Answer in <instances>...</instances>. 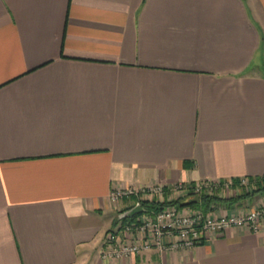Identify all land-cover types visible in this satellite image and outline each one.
Masks as SVG:
<instances>
[{
  "label": "crops",
  "instance_id": "obj_1",
  "mask_svg": "<svg viewBox=\"0 0 264 264\" xmlns=\"http://www.w3.org/2000/svg\"><path fill=\"white\" fill-rule=\"evenodd\" d=\"M261 176L264 0H0V264H264V223L99 255L112 187Z\"/></svg>",
  "mask_w": 264,
  "mask_h": 264
},
{
  "label": "built area",
  "instance_id": "obj_2",
  "mask_svg": "<svg viewBox=\"0 0 264 264\" xmlns=\"http://www.w3.org/2000/svg\"><path fill=\"white\" fill-rule=\"evenodd\" d=\"M254 179V178H253ZM252 179V180H253ZM250 177L226 181L199 180L191 184L176 183L172 187L161 184L149 187H112L109 192L111 203L134 199L136 203L148 201L155 207L144 210L130 218H118L108 230L99 255L107 260H123L143 255L149 250H175L189 248L201 242L206 235L217 234L228 227H240L257 232L264 223V195L256 198L248 208H238L228 212L219 203L210 205L209 210L169 203L186 195L222 196L224 190H250ZM170 194L168 201L164 193ZM183 191V194H182ZM147 264H153L148 262Z\"/></svg>",
  "mask_w": 264,
  "mask_h": 264
},
{
  "label": "trees",
  "instance_id": "obj_3",
  "mask_svg": "<svg viewBox=\"0 0 264 264\" xmlns=\"http://www.w3.org/2000/svg\"><path fill=\"white\" fill-rule=\"evenodd\" d=\"M252 187L250 190H243L240 194L228 198H224L219 195H208V194H201L199 196L196 195H186L183 197H180L176 200L168 201L169 203L175 204L178 207L183 206H190V207H196V208H202L204 211L209 210L210 205L213 203H223L230 207L234 206L235 204L241 203L244 199L249 198L255 194H264V176L251 178ZM253 179V180H252ZM236 180V179H235ZM132 205H129L128 207H125L123 211ZM156 204L149 203L148 201L142 202V207L149 208V207H155ZM130 218V217H129ZM117 221L114 220V224H116ZM113 228V227H112ZM110 228V229H112Z\"/></svg>",
  "mask_w": 264,
  "mask_h": 264
},
{
  "label": "rangeland",
  "instance_id": "obj_4",
  "mask_svg": "<svg viewBox=\"0 0 264 264\" xmlns=\"http://www.w3.org/2000/svg\"><path fill=\"white\" fill-rule=\"evenodd\" d=\"M240 193L241 191H238V190L236 191L235 190H229V191L224 190L221 195H223L222 197L224 198H228V197L236 196ZM263 195L264 194H255L249 198L244 199L241 203L235 204L234 206H238L239 208H248L256 198L261 197ZM220 205L222 206V208H226L227 206L226 204L223 205V203H220Z\"/></svg>",
  "mask_w": 264,
  "mask_h": 264
},
{
  "label": "water",
  "instance_id": "obj_5",
  "mask_svg": "<svg viewBox=\"0 0 264 264\" xmlns=\"http://www.w3.org/2000/svg\"><path fill=\"white\" fill-rule=\"evenodd\" d=\"M143 210L144 208L142 207V205L140 203H136L135 205L122 211L119 214L118 218H129V217L134 216L135 214L142 212Z\"/></svg>",
  "mask_w": 264,
  "mask_h": 264
}]
</instances>
